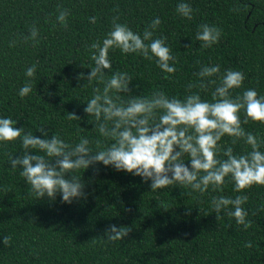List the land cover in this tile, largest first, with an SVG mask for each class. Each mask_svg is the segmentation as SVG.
Instances as JSON below:
<instances>
[{
    "label": "trees",
    "instance_id": "16d2710c",
    "mask_svg": "<svg viewBox=\"0 0 264 264\" xmlns=\"http://www.w3.org/2000/svg\"><path fill=\"white\" fill-rule=\"evenodd\" d=\"M181 2L192 7L191 19L177 13ZM58 9L68 10L67 27L57 22ZM157 17L161 24L153 39L166 38L175 73L163 72L155 59L110 49L112 68L105 70V80L126 72L132 95L150 97L159 90L181 100L194 84L191 92L212 102L220 78L233 70L244 75L241 87L231 91L233 99L247 89L264 97V0H0V118L10 117L14 126L41 138L38 129L44 127L49 138L55 134L70 148L86 137L90 148L100 150L111 141L94 130V117L84 108L93 89L103 85L83 86L87 81L77 79L94 66L89 46L102 44L114 18L142 35ZM205 24L219 28L221 35L202 49L195 37ZM33 25L38 42L26 44L21 37ZM13 40L15 46L9 47ZM33 65L36 73L29 78L25 73ZM213 65L220 72L206 79L216 84L201 89L197 73ZM29 80L32 91L21 98L18 92ZM121 99L127 97L121 94ZM68 113L80 119H70ZM244 118L241 111L244 131L264 140V124H244ZM231 141L225 136L219 144L231 146L234 155L251 151L243 139ZM22 152L20 140L0 144V264H264V186L237 193L227 177L219 189L209 187L203 194L178 185L151 192L150 181L99 164L76 173L87 198L67 204L59 193L54 201L34 197L19 169L9 163ZM217 158L226 159L222 151ZM185 163L190 161L185 158ZM238 195L248 197L242 205L251 221L247 229L225 212L217 221L212 208L213 197ZM112 224L131 231L109 242L104 233ZM4 236L11 237L8 246ZM248 242L252 247H245Z\"/></svg>",
    "mask_w": 264,
    "mask_h": 264
},
{
    "label": "clouds",
    "instance_id": "9594fccd",
    "mask_svg": "<svg viewBox=\"0 0 264 264\" xmlns=\"http://www.w3.org/2000/svg\"><path fill=\"white\" fill-rule=\"evenodd\" d=\"M176 11L184 18H192L193 9L187 3H179ZM68 15L67 9H58L57 22L67 27ZM117 19H113L112 30L102 44L96 41L89 46L94 66L88 75L81 73L77 77L87 81L83 86L94 81L103 85L102 89H93L84 112L88 117H94V130L110 143L94 151L89 147V140L82 137L70 148L55 134L49 138L44 127L38 129L41 138L31 131L25 132L23 127L14 126L17 122L10 117L0 118V144L20 140L23 152L16 158L10 157L9 163L14 171L19 169L34 197L54 201L59 193L62 202L67 204L86 199V185L76 173L99 164L140 177L145 183L150 181L151 192L178 185L203 194L209 187L213 191L219 189L227 177L231 178L237 193L254 185L264 186V152L260 150L264 140L246 133L240 119L243 111L244 124L249 121L264 124V97H258L255 89H247L235 99L231 97V91L241 87L243 73L227 70L212 92V102L192 93V88L196 87L194 84L187 86L190 94L183 100L169 98L159 90L150 97L134 96L129 87L132 78L126 72H114L105 80V70L112 68L108 58L110 49H119L122 54L137 53L150 61L155 59L157 67L167 74L176 71L174 64H170L174 57L166 46V38L153 39L154 31L161 24L158 17L142 35L118 23ZM90 22L95 24L96 18L91 17ZM220 35L219 28L205 24L201 25L195 39L201 42L202 49H206L216 44ZM38 36L39 32L33 25L29 34L21 38L27 44L38 42ZM15 44L13 40L9 47ZM219 72V65L202 67L197 73L199 87L206 89L210 84H216V80L206 78ZM35 73L36 66L33 65L25 74L32 78ZM31 91L29 80L20 88L18 95L24 98ZM121 94L127 99L122 100ZM68 115L70 119H80L73 113ZM225 136L232 138V144L243 139L251 151L234 155L231 146L221 148L219 142ZM221 151L226 159L217 158ZM185 158L190 164L185 163ZM247 200L246 195H238L235 199L213 197L216 220L222 219L221 213L225 212L235 219L238 226L247 229L251 221L246 219L248 213L242 207ZM130 231L129 227L112 224L105 230L104 237L109 242H116L126 238ZM10 242V236L3 237L4 246ZM245 247H252L251 242Z\"/></svg>",
    "mask_w": 264,
    "mask_h": 264
}]
</instances>
